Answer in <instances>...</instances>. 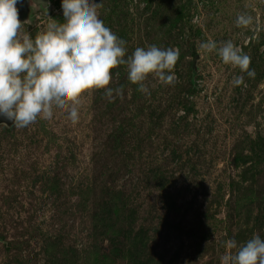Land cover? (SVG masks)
I'll return each instance as SVG.
<instances>
[{
	"label": "rangeland",
	"instance_id": "374dc122",
	"mask_svg": "<svg viewBox=\"0 0 264 264\" xmlns=\"http://www.w3.org/2000/svg\"><path fill=\"white\" fill-rule=\"evenodd\" d=\"M96 2L127 55L179 49L177 82L150 75L149 96L119 66L123 98L87 91L76 123L55 109L0 124V264H220L227 240L264 239V0ZM61 3L30 9L24 30L63 22ZM207 40L241 47L255 77Z\"/></svg>",
	"mask_w": 264,
	"mask_h": 264
},
{
	"label": "clouds",
	"instance_id": "9594fccd",
	"mask_svg": "<svg viewBox=\"0 0 264 264\" xmlns=\"http://www.w3.org/2000/svg\"><path fill=\"white\" fill-rule=\"evenodd\" d=\"M18 2L0 0V115L16 128L38 119L51 120L55 109L76 123L80 98L89 90H104L110 102L115 96L123 98V86H109L112 70L119 66H125L127 79L149 96L145 81L150 75L165 85L177 82L179 49L153 44L127 55L126 41L104 24L96 0H62L63 22L50 20L35 38L24 30ZM253 22L251 15L243 13L235 24L248 28ZM199 50L216 53L225 65L255 77L250 56L231 40L219 45L207 40ZM233 84L243 85L244 77H234ZM225 247L220 264H264V239L258 234L240 245L229 239Z\"/></svg>",
	"mask_w": 264,
	"mask_h": 264
},
{
	"label": "water",
	"instance_id": "95a60500",
	"mask_svg": "<svg viewBox=\"0 0 264 264\" xmlns=\"http://www.w3.org/2000/svg\"><path fill=\"white\" fill-rule=\"evenodd\" d=\"M48 0H19L17 7L19 10V19L24 22L25 17L28 16L30 9L36 6H41L42 8H45L47 5ZM0 124H4L7 127H11L13 125V122L3 115H0Z\"/></svg>",
	"mask_w": 264,
	"mask_h": 264
},
{
	"label": "trees",
	"instance_id": "16d2710c",
	"mask_svg": "<svg viewBox=\"0 0 264 264\" xmlns=\"http://www.w3.org/2000/svg\"><path fill=\"white\" fill-rule=\"evenodd\" d=\"M6 247H9V245L7 244Z\"/></svg>",
	"mask_w": 264,
	"mask_h": 264
},
{
	"label": "flooded vegetation",
	"instance_id": "af4514ba",
	"mask_svg": "<svg viewBox=\"0 0 264 264\" xmlns=\"http://www.w3.org/2000/svg\"><path fill=\"white\" fill-rule=\"evenodd\" d=\"M36 7L38 8V7H41V6H36Z\"/></svg>",
	"mask_w": 264,
	"mask_h": 264
}]
</instances>
